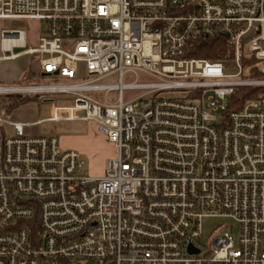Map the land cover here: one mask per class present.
I'll return each instance as SVG.
<instances>
[{
	"label": "built area",
	"instance_id": "obj_1",
	"mask_svg": "<svg viewBox=\"0 0 264 264\" xmlns=\"http://www.w3.org/2000/svg\"><path fill=\"white\" fill-rule=\"evenodd\" d=\"M0 21L40 25L36 47L3 30L0 61L29 56L72 81L0 95L74 98L33 124L0 116V264H264V0H0ZM215 39L230 59L192 56ZM59 111L112 146L104 175L27 135ZM212 217L236 222L238 240L221 227L204 248Z\"/></svg>",
	"mask_w": 264,
	"mask_h": 264
},
{
	"label": "rangeland",
	"instance_id": "obj_2",
	"mask_svg": "<svg viewBox=\"0 0 264 264\" xmlns=\"http://www.w3.org/2000/svg\"><path fill=\"white\" fill-rule=\"evenodd\" d=\"M40 25L35 22H14V21H0V33L5 29H27L30 34V47H36L39 39ZM2 55V53H0ZM33 58L29 56H22L13 62H0V76H14L22 69L26 68L30 74H33ZM87 77V72L84 64L79 65L78 80H83ZM21 77L16 82H0V86H25V85H49L53 83L68 84L72 81L59 80L52 81L49 77L39 75L34 80H24ZM135 79L134 76H126L124 82L131 83ZM100 84H118V77H109L99 82ZM138 91H124L123 97L130 99L140 95ZM33 100L27 101L18 108L8 111L7 106L10 101L16 99L15 95H0V116L10 120L23 123L33 124L41 120L52 118L56 108H66L74 106V98L69 95H25ZM110 101L117 99V92H111L106 95ZM76 116H83V112H77ZM60 117L56 122H44L36 126H31L26 129L29 136H45L55 137L60 139L63 147H69L83 154L85 165L80 171L81 175H95L101 176L108 167V160L115 155L112 146L99 134L96 133L94 125L85 121H66L65 117L69 116L67 111L57 112ZM224 227L226 232L233 230V237L235 241L239 238V225L231 219L222 217L205 218L202 220V246L209 248L214 237L217 235V230ZM64 264H101L98 262L88 263H64Z\"/></svg>",
	"mask_w": 264,
	"mask_h": 264
},
{
	"label": "trees",
	"instance_id": "obj_3",
	"mask_svg": "<svg viewBox=\"0 0 264 264\" xmlns=\"http://www.w3.org/2000/svg\"><path fill=\"white\" fill-rule=\"evenodd\" d=\"M200 50L193 54L192 56L198 58H205L214 61H225L230 59L232 56L233 50L228 45L225 39H215L211 40L205 44L199 45ZM229 56V57H228ZM241 101L246 98L243 95V91L241 92ZM17 96L15 100L10 101L9 105L7 106V110L11 111L18 108L23 103L33 100L30 97H25V95H15ZM39 97V95H36ZM1 107V104H0ZM1 110V109H0Z\"/></svg>",
	"mask_w": 264,
	"mask_h": 264
},
{
	"label": "crops",
	"instance_id": "obj_4",
	"mask_svg": "<svg viewBox=\"0 0 264 264\" xmlns=\"http://www.w3.org/2000/svg\"><path fill=\"white\" fill-rule=\"evenodd\" d=\"M0 38H1V33H0ZM0 53H1V39H0ZM0 57H1V55H0ZM0 62H2V61H0ZM8 62H13V61H8ZM32 69H33V74H30V72L29 71H26V68H24V69H22L19 73H17L14 76H9V77L8 76H5V78H3V79L0 76V82L1 81H3V82H16V81H19V79L21 77H24L28 81L34 80L36 77H38L39 75H41L40 67H39V64H38V62L36 60H33ZM64 148L70 149L69 147L68 148L67 147H64ZM104 173H105V171H104Z\"/></svg>",
	"mask_w": 264,
	"mask_h": 264
},
{
	"label": "bare ground",
	"instance_id": "obj_5",
	"mask_svg": "<svg viewBox=\"0 0 264 264\" xmlns=\"http://www.w3.org/2000/svg\"><path fill=\"white\" fill-rule=\"evenodd\" d=\"M12 90V89H11ZM10 89L9 90H7V91H11ZM3 91H5V90H3V89H1L0 90V92H3ZM15 91H22V89H15Z\"/></svg>",
	"mask_w": 264,
	"mask_h": 264
},
{
	"label": "water",
	"instance_id": "obj_6",
	"mask_svg": "<svg viewBox=\"0 0 264 264\" xmlns=\"http://www.w3.org/2000/svg\"><path fill=\"white\" fill-rule=\"evenodd\" d=\"M42 76H43V77H48L49 75H48V74H43Z\"/></svg>",
	"mask_w": 264,
	"mask_h": 264
}]
</instances>
